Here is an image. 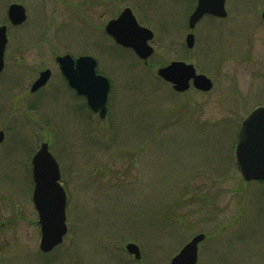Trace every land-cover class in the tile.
I'll return each mask as SVG.
<instances>
[{"label":"rangeland","instance_id":"1","mask_svg":"<svg viewBox=\"0 0 264 264\" xmlns=\"http://www.w3.org/2000/svg\"><path fill=\"white\" fill-rule=\"evenodd\" d=\"M21 4L27 20L12 26ZM197 0H0L8 27L0 74V264H170L199 234L197 264H264V182L235 161L243 121L264 107V0H227L225 19L190 30ZM131 8L155 33L147 61L104 26ZM195 38L187 48V34ZM91 56L111 82L101 121L61 86L56 56ZM193 64L214 84L177 93L157 71ZM52 71L37 96L31 84ZM33 93V92H32ZM81 107V109H80ZM48 143L67 193L68 233L40 250L31 161ZM137 245L141 260L126 246Z\"/></svg>","mask_w":264,"mask_h":264},{"label":"water","instance_id":"2","mask_svg":"<svg viewBox=\"0 0 264 264\" xmlns=\"http://www.w3.org/2000/svg\"><path fill=\"white\" fill-rule=\"evenodd\" d=\"M12 26H20L27 20V12L21 4H11L7 11ZM226 0H197V5L189 17V29L205 17L212 16L225 19ZM264 20V11L262 13ZM106 33L115 42L132 49L137 57L147 61L154 53L149 45L154 33L141 26L130 8H125L118 18L111 20L106 26ZM195 38L192 33L187 36V48L194 47ZM8 44V27L0 26V74L5 68V53ZM56 63L68 85L76 93L86 99L89 109L98 114L101 120L107 117L108 99L111 89L107 77L97 74V60L91 56H82L74 60L71 55L58 56ZM158 76L173 86L177 93H185L191 87L200 92L213 89V82L204 74H199L193 64L184 61H173L159 68ZM51 77V71H43L31 87L36 92L45 86ZM5 140V132L0 131V144ZM235 161L239 173L245 182H264V107L256 108L242 123L235 148ZM32 177L34 183L33 204L38 213L41 231L40 250L44 254L51 253L60 246L68 233L67 227V194L61 184L60 166L49 150L48 143H42L32 158ZM205 240L204 234L191 239L174 256L170 264H197L199 245ZM126 250L136 260H141V252L137 245L130 243Z\"/></svg>","mask_w":264,"mask_h":264},{"label":"flooded vegetation","instance_id":"3","mask_svg":"<svg viewBox=\"0 0 264 264\" xmlns=\"http://www.w3.org/2000/svg\"><path fill=\"white\" fill-rule=\"evenodd\" d=\"M226 2H227V0H226ZM132 10V9H131ZM132 12H133V10H132ZM133 14L135 15V13L133 12ZM119 16V15H118ZM117 16V17H118ZM116 17V18H117ZM135 17H136V15H135ZM211 17V16H210ZM116 18H114V19H116ZM213 18H215V17H213ZM136 19H137V21H138V23L141 25V26H143V27H145L139 20H138V18L136 17ZM113 20V19H112ZM111 21V20H110ZM109 21V22H110ZM108 22V23H109ZM189 22V21H188ZM107 23V24H108ZM107 24L104 26V32H105V36H106V38L107 39H109V42H111L112 43V47L113 48H116V49H122V50H128V51H131L136 57H137V55L135 54V52L132 50V49H128V48H124V47H122V46H120V45H118L116 42H115V40L111 37V36H109L107 33H106V26H107ZM147 28V27H146ZM152 31V30H151ZM153 32V31H152ZM154 33V32H153ZM190 33H188L187 34V36L189 35ZM186 36V37H187ZM154 40H155V33H154V37H153V39L149 42V45L154 49V47L152 46V43L154 42ZM154 52H155V49H154ZM153 55H154V53H153ZM58 56H56L55 57V61H56V58H57ZM145 65H147L148 64V61L147 62H145L144 63ZM59 67V66H58ZM45 70H49V69H46L45 68ZM45 70H40L41 72H39V76H40V74L43 72V71H45ZM60 70V69H59ZM51 71V70H50ZM61 72V71H60ZM52 71H51V77H50V79H49V81H48V83L50 82V80H51V78H52ZM39 76H38V78H39ZM61 76H62V81H61V86L67 91V95H70L74 100H76L77 101V103H79L81 100H83V101H85V107H87L88 108V106H87V102H86V99L84 98V97H81V96H79L77 93H76V91L75 90H73L69 85H68V83H67V81H66V79L64 78V76L62 75V73H61ZM37 78V79H38ZM36 79V80H37ZM35 80V81H36ZM35 81L31 84V86H30V93H31V95L32 96H38L46 87H47V85H48V83L45 85V86H43L42 88H40L38 91H36V92H34V93H32L31 92V87H32V85L35 83ZM79 105H81L80 103H79ZM81 106H83V105H81ZM80 109H81V107H80ZM98 116V115H97Z\"/></svg>","mask_w":264,"mask_h":264},{"label":"trees","instance_id":"4","mask_svg":"<svg viewBox=\"0 0 264 264\" xmlns=\"http://www.w3.org/2000/svg\"><path fill=\"white\" fill-rule=\"evenodd\" d=\"M264 184V183H263Z\"/></svg>","mask_w":264,"mask_h":264}]
</instances>
